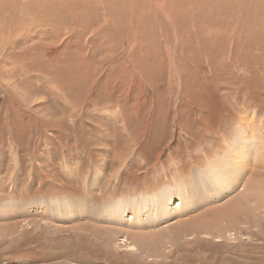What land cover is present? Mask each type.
Listing matches in <instances>:
<instances>
[{"label": "rangeland", "instance_id": "rangeland-1", "mask_svg": "<svg viewBox=\"0 0 264 264\" xmlns=\"http://www.w3.org/2000/svg\"><path fill=\"white\" fill-rule=\"evenodd\" d=\"M0 264H264V0H0Z\"/></svg>", "mask_w": 264, "mask_h": 264}, {"label": "bare ground", "instance_id": "bare-ground-1", "mask_svg": "<svg viewBox=\"0 0 264 264\" xmlns=\"http://www.w3.org/2000/svg\"><path fill=\"white\" fill-rule=\"evenodd\" d=\"M252 142V141H251ZM234 145V144H236L235 143V141H233L232 143H231V145ZM246 146V145H245ZM248 146V145H247ZM246 149H248V148H246ZM237 152H235V153H233L235 156H239L238 155V153H239V150H241L240 148H237ZM247 151V150H246ZM245 153V152H244ZM236 168V167H235ZM238 168H240L239 166H238ZM228 174V173H227ZM229 175V174H228ZM230 181V184H228V183H225L223 186L221 185V183L220 184H218V189H217V191L220 193V192H223V195L225 196V195H228V193L230 194V193H232L233 191V186H234V184L233 183H231V180H229ZM226 190H225V189ZM208 189V188H207ZM224 190H225V192H224ZM241 194V193H240ZM220 195H221V193H220ZM218 196L217 195V197H218V199H221L222 197H224V196ZM163 196V194L162 195H160L159 196V198L161 199V201L160 202H156V201H154L153 199H151V200H148V201H142V202H140V203H138L137 205V211H135V215L132 217H130L129 219L130 220H132V221H134V222H139L138 221V215H139V213L142 211L141 209H143L144 208V205L146 204L147 206H146V208L144 209V211H149L151 208L153 209V207L155 206V207H157L158 209H156V210H158V211H160V215L162 214V215H164V216H166V215H168V210H169V205H168V200H169V197L170 196H168V197H166V198H163L162 197ZM210 196H211V193H210ZM204 197V196H203ZM226 197V196H225ZM233 197V196H232ZM198 198V197H197ZM224 200V199H223ZM226 200V199H225ZM224 202V201H223ZM237 203V202H236ZM183 202L182 201H180L178 204H176L175 206L176 207H174V209H172L171 210V212L172 213H174V211L175 210H177V208L178 209H180V208H182L183 207ZM229 206V205H228ZM236 206V205H235ZM212 207V206H211ZM206 208V207H205ZM214 208V207H213ZM227 208V207H226ZM225 207L224 208H222L221 209V212H220V210H218L219 211V213H222L223 214V217L224 216H226L225 214L227 213L226 212V209ZM229 208V207H228ZM168 209V210H167ZM141 210V211H140ZM156 210H154V211H156ZM215 210V209H214ZM170 211V210H169ZM229 211V210H228ZM231 211V210H230ZM116 212V211H115ZM120 213V212H119ZM231 213H233V212H231ZM117 215H115V217H116V219L117 218H119L120 220H121V216H122V214L120 213L119 215H118V213H116ZM227 214H229V213H227ZM220 215V214H219ZM219 215H218V217H219ZM231 214H229V216H230ZM152 216L153 215H151V217L150 218H152ZM228 216V215H227ZM160 217V216H159ZM214 217V216H213ZM221 218V217H220ZM225 218V217H224ZM228 218V217H227ZM219 219V218H218ZM185 220H187V219H185ZM192 221H190V220H188V221H184V220H182V222L180 223V224H183L182 225V227H181V229L179 228V226H178V229H180V230H183L184 231V229H188L189 230V228H192V223L194 222L193 220H194V218L193 219H191ZM32 222V221H31ZM178 222V221H177ZM187 222V223H186ZM179 223V222H178ZM26 224V223H25ZM83 224V223H82ZM179 224V225H180ZM191 224V225H190ZM208 224H210V223H208ZM190 225V226H189ZM205 225V224H204ZM93 227V226H92ZM165 228H167V226L165 227ZM194 229V228H193ZM217 230H218V232H222L223 230H225V229H220V228H217ZM157 231H159V230H157ZM176 232H175V234L176 235H179V234H181V233H183L182 231H179V233H178V230H175ZM186 231V230H185ZM191 232H193V231H191ZM194 232H196V229L194 230ZM130 233V232H129ZM147 233V232H146ZM148 234V233H147ZM194 234V233H193ZM123 236V235H122ZM121 236V237H122ZM139 237V236H138ZM169 238H170V236H169ZM134 240V235H133V233H130V235H128V236H123L122 237V239H119V241L118 242H116V244L118 243H121V244H123V241H125V242H127L126 243V245H125V249L126 250H133V251H136L137 252V255H139V254H142V253H146V250L148 251V246H150L151 247V249H152V247H154V249L153 250H155V249H158L159 248V242H162L161 241V238L159 237L158 238V236H157V238H152L153 240H150V241H147V244H148V246H147V244L144 242L143 243V240L141 239V238H138L139 240H141V243H140V245L139 246H137V245H134L133 243H131L132 241L131 240ZM171 239V238H170ZM115 240V239H114ZM172 240V239H171ZM116 241V240H115ZM164 242V241H163ZM112 244H113V242H112ZM116 244H114V245H116ZM139 244V243H138ZM161 244V243H160ZM144 245V247L143 248H141L142 246ZM110 247V246H109ZM114 247V246H113ZM160 250V249H159ZM157 255V254H156Z\"/></svg>", "mask_w": 264, "mask_h": 264}, {"label": "crops", "instance_id": "crops-1", "mask_svg": "<svg viewBox=\"0 0 264 264\" xmlns=\"http://www.w3.org/2000/svg\"><path fill=\"white\" fill-rule=\"evenodd\" d=\"M151 210H152V208L148 211V213L149 214H151ZM154 213H152V218L151 219H153V218H155L156 216H158V218H159V216L161 217V216H163L162 214L160 215V211H158V210H156V211H153ZM175 213V212H174Z\"/></svg>", "mask_w": 264, "mask_h": 264}]
</instances>
